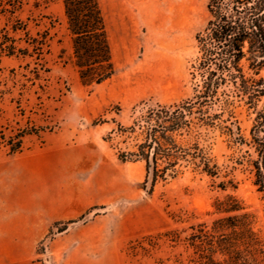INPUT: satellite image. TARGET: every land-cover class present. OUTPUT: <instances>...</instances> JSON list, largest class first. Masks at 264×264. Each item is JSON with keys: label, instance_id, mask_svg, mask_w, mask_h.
<instances>
[{"label": "rangeland", "instance_id": "1", "mask_svg": "<svg viewBox=\"0 0 264 264\" xmlns=\"http://www.w3.org/2000/svg\"><path fill=\"white\" fill-rule=\"evenodd\" d=\"M115 74L86 87L71 58L61 0H0V37L20 48L47 33L40 59L0 51V181L7 187L48 192L51 208L65 207L36 246L42 264H203L192 236L225 214L215 204L229 197L246 213L264 247V203L242 150L217 129L204 146L219 166H234L235 188L222 177L184 170L149 192L141 188L142 162H121L132 142L117 132L142 104L189 98L197 82L195 36L208 21V0H99ZM22 24L27 31L14 33ZM241 112V113H240ZM241 135L249 118L237 110ZM24 132L22 151L10 154L4 138ZM214 260H221L214 255ZM264 264V262H263Z\"/></svg>", "mask_w": 264, "mask_h": 264}, {"label": "trees", "instance_id": "2", "mask_svg": "<svg viewBox=\"0 0 264 264\" xmlns=\"http://www.w3.org/2000/svg\"><path fill=\"white\" fill-rule=\"evenodd\" d=\"M66 29L71 41V58L82 85H100L115 74L107 30L99 0H61ZM208 21L195 40L198 57L191 65L197 79L193 94L171 104H142L138 115L117 132L132 142L127 152H118L121 162H142L145 177L141 188L149 192L158 183L178 177L184 170L222 177L218 187L235 188L234 166H219L201 142L217 129L242 154L230 158L246 165L252 185L264 203V0H208ZM14 33L27 31L20 23ZM0 37V51L7 56L40 59L47 33L27 38L20 48L14 40ZM237 110L249 118L247 136L241 135ZM241 113V112H240ZM24 132L3 141L10 154L22 151ZM215 219L208 230L192 236L199 244L203 264H263L264 247L251 227L249 216L231 198L215 204ZM214 255L221 260H214Z\"/></svg>", "mask_w": 264, "mask_h": 264}, {"label": "crops", "instance_id": "3", "mask_svg": "<svg viewBox=\"0 0 264 264\" xmlns=\"http://www.w3.org/2000/svg\"><path fill=\"white\" fill-rule=\"evenodd\" d=\"M7 183L0 181V264H42L36 246L65 217V207L47 206L48 192L9 188Z\"/></svg>", "mask_w": 264, "mask_h": 264}]
</instances>
